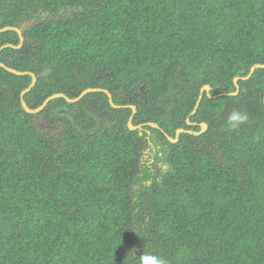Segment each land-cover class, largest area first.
Listing matches in <instances>:
<instances>
[{"label": "trees", "instance_id": "obj_1", "mask_svg": "<svg viewBox=\"0 0 264 264\" xmlns=\"http://www.w3.org/2000/svg\"><path fill=\"white\" fill-rule=\"evenodd\" d=\"M7 25L29 107L101 87L158 128L101 91L27 113L0 67V264H264V68L185 122L264 64V0H0Z\"/></svg>", "mask_w": 264, "mask_h": 264}, {"label": "water", "instance_id": "obj_2", "mask_svg": "<svg viewBox=\"0 0 264 264\" xmlns=\"http://www.w3.org/2000/svg\"><path fill=\"white\" fill-rule=\"evenodd\" d=\"M5 30H14V31H16L17 34H18L19 42H18V44H13V43H5V44H2V45H0V51L2 49L6 48V47L15 48V49L16 48H20L21 45H22V43H23V36H22V32H21L20 27L7 25V26H4V27H1L0 28V32L1 31H5ZM0 67L4 68L5 70H7V71H9V72H11L13 74H16V75L29 74L31 76V82H30V84L20 92V104H21L22 108L27 113H30V114H34V113L40 112L45 107V105L48 103V101L51 100V99H53V98L61 97V98L65 99L68 102H77L78 100H80V98L83 95H85L88 92H92V91H103V92H105V94L107 95V97L109 99V103H110V105L113 108H120L121 107V106L115 105L113 103L111 93L108 90L101 89V88H86V89H84V90H82L80 92L79 96H77L76 98H73V99L67 97L64 93H61V92L53 93L50 96L46 97L44 99V101L39 106H37L35 108H31V107H29L26 104V102H25V100H24L23 97H24V94L34 86V84L36 82V75L33 72H31V71H20V70H16V69H14L12 67H9V66L5 65L1 61H0ZM258 67L264 68V64H255V65H253L250 68V70H249V72H248V74L246 76L234 77L233 78V84L235 86V90L233 92H229V93H226V94H228V95H235V94H237L238 93V90H239L238 89L239 87H238V84H237L238 80H247L250 77V75L254 72L255 68H258ZM209 90H210V86L208 84H205V85H203L200 88V93H199V95L197 97V100H196V103L194 105V108L191 111V113H190L189 116H191L192 114L195 113V111H196V109H197V107L199 105V102L201 100V97H202V94L203 93H206L209 98H214V97H218L220 95L225 94V93L209 94ZM126 107H128V108H130L132 110V113L129 116L128 121H127V124H128L129 129H131V130L140 129V128H142L143 125H149V126H152L154 128H158V125L156 123H153V122H146V123H142V124L133 125L132 122H131V120H132V117H133V115H134V113L136 111V108H135L134 105H128ZM185 122H186L187 125H194L195 124V123L190 122L189 121V118H186L185 119ZM198 125H199V128H200L198 131H191V130H187V129H184V128H178V129L175 130L174 137H170L166 133H165V136H166V138L170 142H176L178 140L179 135L181 133H188V134L200 135L204 131H206L207 128H208V125H207L206 122L198 123ZM221 161H223V160H221Z\"/></svg>", "mask_w": 264, "mask_h": 264}, {"label": "clouds", "instance_id": "obj_3", "mask_svg": "<svg viewBox=\"0 0 264 264\" xmlns=\"http://www.w3.org/2000/svg\"><path fill=\"white\" fill-rule=\"evenodd\" d=\"M30 24L29 22H23L20 26H24V25H28ZM21 29V28H20ZM22 32V31H21ZM256 69V68H255ZM251 76V75H250ZM239 81V80H238ZM234 85V84H233ZM95 88H101V87H95ZM101 89H105V88H101ZM239 89V88H238ZM210 91V90H209ZM239 91V90H238ZM92 92H96V91H92ZM103 92V91H101ZM105 93V92H104ZM210 94V93H209ZM207 95V94H206ZM109 100V99H108ZM113 101V100H112ZM110 104V103H109ZM117 105V104H115ZM118 106H121L120 108H123V107H126L128 105H118ZM112 107V106H111ZM136 108V107H135ZM191 113V112H190ZM190 115V114H189ZM193 115V114H192ZM191 115V116H192ZM190 116H188L187 118H189ZM246 117H242V116H239L237 114H232L230 116V121L232 122H236V121H239L241 119H245ZM154 123V122H153ZM194 123V122H192ZM201 123V122H200ZM197 124V123H195ZM194 124V125H195ZM208 125V124H207ZM199 126V125H198ZM171 137V136H170ZM177 142V141H176ZM172 143H175V142H172ZM223 160V159H222ZM141 264H167V262L165 261V259L161 256H158V255H145V256H142L141 257Z\"/></svg>", "mask_w": 264, "mask_h": 264}, {"label": "rangeland", "instance_id": "obj_4", "mask_svg": "<svg viewBox=\"0 0 264 264\" xmlns=\"http://www.w3.org/2000/svg\"><path fill=\"white\" fill-rule=\"evenodd\" d=\"M29 23L32 24V23H33V20H30ZM232 92H233V91H232ZM223 93L226 94V93H229V92H223ZM218 94H219V93H218ZM235 95H237V94H235ZM206 142H207V141H206ZM212 142H213V140L210 141L209 144L212 143ZM187 143H189V142H186L185 144H187ZM215 147H216V146H215ZM212 151L215 152V153H218V152H219L217 149H214V150L212 149ZM142 152H143V151H142ZM144 152H147V151L145 150ZM148 152H149V150H148ZM148 154H149V153H148ZM148 154H147V155H148ZM143 155H146V153H143ZM151 162H153L152 158H150V160L148 161V163H151ZM222 162H223V161H222Z\"/></svg>", "mask_w": 264, "mask_h": 264}, {"label": "flooded vegetation", "instance_id": "obj_5", "mask_svg": "<svg viewBox=\"0 0 264 264\" xmlns=\"http://www.w3.org/2000/svg\"><path fill=\"white\" fill-rule=\"evenodd\" d=\"M199 129H200V128H199ZM207 129H208V128H207ZM187 130H189V129H187ZM191 131H194V130H191ZM197 131H198V130H197ZM206 131H207V130H206ZM204 132H205V131H204ZM181 134H183V133H181ZM181 134H180V135H181ZM187 134H188V133H187ZM180 135H179V136H180ZM186 141H187V140H186ZM205 145H209V142L207 141V143H205ZM145 156H147V154H146Z\"/></svg>", "mask_w": 264, "mask_h": 264}]
</instances>
